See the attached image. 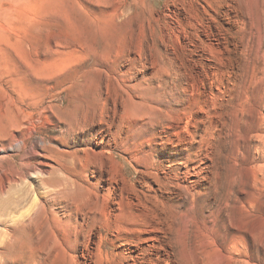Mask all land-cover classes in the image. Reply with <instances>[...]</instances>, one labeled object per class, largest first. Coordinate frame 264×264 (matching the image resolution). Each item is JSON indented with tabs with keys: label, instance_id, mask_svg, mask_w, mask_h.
<instances>
[{
	"label": "rangeland",
	"instance_id": "1",
	"mask_svg": "<svg viewBox=\"0 0 264 264\" xmlns=\"http://www.w3.org/2000/svg\"><path fill=\"white\" fill-rule=\"evenodd\" d=\"M244 2L251 18L221 6L215 24L204 0H0V264H35L45 236L71 221L80 223L77 264L146 263L155 232H133L139 222H160L162 264H264V60L256 78L234 72L247 61L252 21L264 42V0ZM188 19L221 51L219 62L191 45L178 64L162 58L163 31ZM35 101L54 109L38 117ZM185 103L189 166L165 159L168 136L146 164L137 150L148 147L133 133ZM86 110L98 113L95 124H66ZM44 159L80 182L79 195L105 197L111 229L52 201L54 187L41 181L52 168L30 170ZM164 159V169L152 168Z\"/></svg>",
	"mask_w": 264,
	"mask_h": 264
},
{
	"label": "bare ground",
	"instance_id": "2",
	"mask_svg": "<svg viewBox=\"0 0 264 264\" xmlns=\"http://www.w3.org/2000/svg\"><path fill=\"white\" fill-rule=\"evenodd\" d=\"M204 1L206 2L207 8H208V10H206L207 15H208L207 19L210 22H213L215 24H216V17L215 16L218 14L219 8L221 6H226L227 9H229L230 11L235 13L236 17L240 16V14H243V13L247 14L250 18H251V14L253 16L252 10L250 13V10L246 7L244 0H204ZM193 18L195 19L196 23H198L199 25H202L204 23L203 18H199L198 16L193 17ZM176 22H177L178 27L176 29L173 28L171 33L167 32V31H163L162 44L164 47V52H163L162 58L164 60L167 59L169 62L178 64L179 62L177 63V61H176V59H178V55L181 53L185 54V51L190 49L189 45L199 48L206 56H208L213 61L219 62L221 60V54H220L221 51L218 50V47L215 46V43H212V40H210L209 42H206L205 40H203L201 38L199 30L197 31L198 26H196V25H198V24L194 23L191 19H188V22H184L182 20H180V21L176 20ZM251 23L252 24H251L249 36H248L249 37L248 40L251 43V47L248 49L249 54H246L247 55V61H245V63L243 62L244 63L243 65L239 63L237 66V69L236 68L234 69V72L237 73L242 68L245 69L247 72H249L251 69V73H249L252 75L251 78H256V77H258L257 76L258 74L256 73V71L259 67V63L261 60H264V50H263L264 42L262 41L261 37L256 35V27L254 26L253 21ZM174 25L175 24H170L169 27H172ZM217 29L220 30L219 28H217ZM187 30H190L189 33L187 32ZM222 31L223 32L225 31L224 34L227 35V33H228L227 28H223ZM224 34L223 35L220 34V37L225 39L226 37H224ZM208 35H209V33H208ZM212 36L214 37V39L215 38H216V40L218 39L217 41L219 43L220 38L214 34H212ZM210 37H211V35L209 36V38ZM223 40H221V41L223 42ZM221 44H220V46H221ZM175 45H177L179 47L182 46L181 51L177 52ZM216 45H217V43H216ZM252 52H254L253 54L255 57H253V59L251 60L250 56L252 55ZM161 53L162 52H160V54ZM172 55H175V58ZM235 63L236 62H234V64ZM226 65H228V64H226ZM226 68H228V67H226ZM222 70H224V69H222ZM218 73H219V71H218ZM234 79H235V77H234ZM236 83H237V81H236ZM242 83H243V81H242ZM242 86L244 87V84ZM32 102H33V100H32ZM186 105H187V103L183 104L181 109L177 108L175 110H166L164 112L160 111L161 117L158 120H155L154 118L153 119L150 118V120H149V117H148V121H146L147 118L146 119L144 118L145 120L142 119L144 122L139 127L141 129L140 130L141 132L138 133L139 134L138 137H135L137 132L132 130L133 128L131 129L132 131L135 132V134L133 133V137L136 138V140H140L141 146L145 147L147 145V147H148L147 150H145L144 148H141L142 150H140V149L137 150L140 154H142V155H140V154L139 155L141 158H144V161L146 164L152 163V159L154 158V154H156V149L154 148V146L159 143L158 139H163L165 136H168L169 137L168 143L171 146H173L174 148L171 151H169L170 154L165 159H167L169 162L179 160V161H181V164H186V166L188 165V163L191 159L190 150L192 148H194L195 140L189 131H183L182 130V127H184L183 124L185 123V119H187L186 120L187 124L190 122ZM32 106L34 109L37 110V112H35V113H37L36 115H38V117H41L42 115H44L46 111H50V110L54 109V106H45V107L43 106V108H41L40 103H37L36 101H35V104H33ZM56 106L57 105H55V108H56ZM97 114H98L97 112L90 111V110L83 111L82 115H81L83 120L80 122V121H78V117L76 116L77 113H74L73 117L76 116V118L73 121H70L69 123H66V124L69 127H72V126L78 124V126L80 128H81V126H83V124H86L88 122H92L95 124L96 119H97ZM146 126L148 128H145ZM159 128H161V129H159ZM67 132L72 133L71 130L67 131ZM79 132H81V130L77 131L76 133H79ZM172 136H175L177 138L176 141L172 140ZM65 138H66V136H65ZM44 151H46V149L38 152L34 146L32 148L31 152L38 158H40V157L45 158L46 156L44 154ZM45 159L41 160L38 163H35L34 165L36 167H33L32 169L30 168V170L32 173L33 172L37 173V171H35V170L43 171V169L52 168L49 176L44 177V178L42 177V180H41L45 186L54 187L53 192L50 191V195L51 194L54 195L52 197V201L55 204L58 202L68 203V208H70V210L72 211L71 215L74 213V211L82 214L84 216L85 220L87 221L86 225H88L89 223H92L93 226H97V228L102 229V230L111 229L113 224H112V222H109V216L112 217V215H114L115 213L112 212V210L108 211V209L106 207L105 197L102 195H99L97 193H91L92 191L90 192L89 191L90 189L87 190L88 188L87 189L85 188L88 192L87 194L82 195V196L79 195L78 190H79V186H81L79 184L80 182H78L77 180L71 181V180H69V178L59 174L58 169L55 167H52L50 162L46 161ZM165 159L160 160L157 163H155L152 166V168L156 169V170L164 169L163 164H164ZM153 162H154V160H153ZM62 168L67 169L68 167L66 168V164H62ZM170 168H172V167L170 166ZM192 168L195 170L194 167H192ZM188 172H192L191 167L189 168ZM83 188H84V186H83ZM84 192H86V191H84ZM35 217H34L35 218L34 220H40L41 221L42 219H44V218H42V213H40V212H37ZM36 223H37V225H39L38 227L42 228L40 230V232L42 233V231L45 229L42 222L36 221ZM84 223L85 222H82L81 224L85 225ZM79 224L80 223H78V222H72V221L71 222H63L60 224L61 227L57 226L59 233H57L58 230L57 231L55 230L54 232H52V235H53L52 237H49L47 235L48 238H46L47 236H45V240H47V241H45L43 244L40 245V249H39L40 252H38V254H37V257L39 260L37 259V262L35 261V264H39V263L40 264H77V262L75 261V256L70 251L74 250V248H75L74 245L76 243H78V235L81 233V232L79 233V230H78ZM159 224H160V222H150V224L148 222H139L137 225H135V229H132L133 232H136V230L139 231V230H141V228L143 229V227L149 226L152 230V234H153V232H155L153 237H152V244L150 247V252H148L149 253V259H146V263H140V264H162V261H161L162 248H160V246H159L160 240H159V235H158V233H161L162 229L160 228ZM62 225H64V226H62ZM119 230H121V231H119ZM119 230H116V231H119L118 235H116L117 237L123 238L124 240L129 238V234L124 228L121 227ZM41 240L39 239V241H41ZM43 240H44V238H43ZM41 242H43V241H41ZM7 252L9 254V251H7ZM3 254H5V252H3Z\"/></svg>",
	"mask_w": 264,
	"mask_h": 264
}]
</instances>
